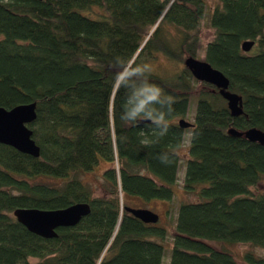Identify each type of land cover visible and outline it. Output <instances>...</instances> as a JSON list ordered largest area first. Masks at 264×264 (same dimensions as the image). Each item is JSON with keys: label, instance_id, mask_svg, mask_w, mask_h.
<instances>
[{"label": "trees", "instance_id": "1", "mask_svg": "<svg viewBox=\"0 0 264 264\" xmlns=\"http://www.w3.org/2000/svg\"><path fill=\"white\" fill-rule=\"evenodd\" d=\"M208 9L213 35L201 49L205 0H0V107L35 102L27 127L39 150L0 143V264H162L165 229L133 217L123 198L171 199L186 133L181 189L197 198L176 207L167 264H264L206 243L264 249V145L227 133L264 131V0ZM243 40L253 42L245 52ZM200 51L242 113L231 116L203 83L182 128L174 119L195 82L182 64ZM100 160L108 166L94 195L77 174ZM83 202L88 213L52 238L12 215Z\"/></svg>", "mask_w": 264, "mask_h": 264}, {"label": "water", "instance_id": "2", "mask_svg": "<svg viewBox=\"0 0 264 264\" xmlns=\"http://www.w3.org/2000/svg\"><path fill=\"white\" fill-rule=\"evenodd\" d=\"M253 42L243 40L240 48L248 51ZM183 65L188 69L192 78L207 83L216 89L220 97L225 101V107L231 116L242 113L241 96L228 89L227 78L207 61L187 56ZM35 118V102L17 104L9 109L0 107V143L11 146L20 153L38 156V146L31 138V130L27 124ZM148 118H138L136 123L148 122ZM179 127L185 128L190 122L183 118L177 120ZM227 133L233 136H242L246 140L264 145V131L250 127L244 131L227 129ZM125 211L143 223L153 224L158 220L157 214L145 208H133L126 206ZM89 211L87 203H75L59 209L15 208L12 215L15 220L26 228L27 231L43 238L55 237L56 228L75 225L81 217Z\"/></svg>", "mask_w": 264, "mask_h": 264}, {"label": "rangeland", "instance_id": "3", "mask_svg": "<svg viewBox=\"0 0 264 264\" xmlns=\"http://www.w3.org/2000/svg\"><path fill=\"white\" fill-rule=\"evenodd\" d=\"M207 12L205 14V17L203 18V21L200 25L199 30V39H200V47L202 46L212 38L213 35V29L209 26V23L207 21V13L208 8H211L215 5L216 0H205ZM252 46V45H251ZM250 49V48H249ZM197 59H201V51L196 55ZM202 60V59H201ZM183 65V64H182ZM165 66V68H164ZM184 66V65H183ZM168 66L164 63H157L156 69L160 74H165L167 71ZM204 82L197 81L193 82L190 85L191 94L192 97L190 99L189 107L182 116L184 121L186 122H192V116L194 113V104L196 100V93H198L201 90L208 89L207 86L203 85ZM207 84V83H206ZM215 89V88H214ZM216 90V89H215ZM225 104V101H224ZM179 117H176L174 120L177 122ZM187 135L185 134V139L182 142V145L178 148L177 153L179 154V164L177 167L176 172V180L175 183L172 184V190H173V196L170 200H164V199H150L147 201H144L136 196H128L127 198H123V200L126 202V204L133 208H145L153 213L157 214L158 220L153 223L157 226H161L165 229V235L160 239H156L159 241L164 249V255L162 259V264H167L168 261V254H169V248H170V240L173 233V225H174V216L175 211L178 203L180 201H195L196 195L192 193H186L181 189V180L184 172V159L186 158V146H187ZM108 164L104 161H99V163L93 167L90 171L80 172L77 174L78 179L81 180V182L89 188V190L94 195L100 194V188H101V173L105 167H107ZM262 187L259 188L261 190ZM206 243L216 249H224L232 253L237 259H240L242 253L245 251H250L255 255L264 257V249L250 244L248 242H228V241H206Z\"/></svg>", "mask_w": 264, "mask_h": 264}]
</instances>
